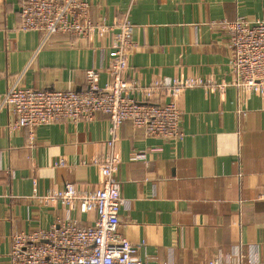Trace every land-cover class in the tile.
I'll use <instances>...</instances> for the list:
<instances>
[{"label": "crops", "instance_id": "1", "mask_svg": "<svg viewBox=\"0 0 264 264\" xmlns=\"http://www.w3.org/2000/svg\"><path fill=\"white\" fill-rule=\"evenodd\" d=\"M91 20L114 24L128 14L138 49L128 79L197 77L185 90L181 141L148 137L125 122L116 146L124 204L119 233L149 264H264V96L244 94L234 78L223 20L264 21V0H86ZM24 0H0V264L12 237L50 229L58 219L92 225L95 213L41 197L65 183L98 187L91 163L107 150L111 124L57 121L11 132L1 107L12 86L82 91L86 72L106 68L110 39L18 29ZM168 101V100H167ZM241 111V114L239 113ZM143 158L136 159L137 155ZM67 165L60 167L59 161Z\"/></svg>", "mask_w": 264, "mask_h": 264}, {"label": "built area", "instance_id": "2", "mask_svg": "<svg viewBox=\"0 0 264 264\" xmlns=\"http://www.w3.org/2000/svg\"><path fill=\"white\" fill-rule=\"evenodd\" d=\"M219 26L229 35L234 75L231 84L246 95L264 96V21L223 20ZM18 29L41 32L45 39L57 34L109 38V80L102 86L101 71L90 69L86 72L87 87L82 91L12 86L1 105L14 116L9 131L24 128L34 135L42 125L97 118L108 120L111 128L106 152L91 161L100 173L98 187L80 190L67 182L41 197L45 203L60 202L67 208L77 204L82 214L95 213L94 223L83 226L76 220L58 219L48 230L16 233L12 237L10 264H149L138 257V247L119 233L124 204L117 179L121 164L116 149L119 132L125 122H130L148 137L181 141L184 133L179 98L186 89L206 86L207 81L194 76L163 77L143 85L128 79L130 58L139 47L133 40L135 26L128 14L111 25L106 20L93 23L91 5L86 0H24ZM141 158V154L136 156ZM57 165L65 167L67 163L62 159ZM209 264L221 263L214 260Z\"/></svg>", "mask_w": 264, "mask_h": 264}]
</instances>
